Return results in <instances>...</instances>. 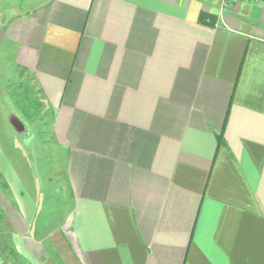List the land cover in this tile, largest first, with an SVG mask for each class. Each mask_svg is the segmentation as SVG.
<instances>
[{"label":"crops","instance_id":"obj_1","mask_svg":"<svg viewBox=\"0 0 264 264\" xmlns=\"http://www.w3.org/2000/svg\"><path fill=\"white\" fill-rule=\"evenodd\" d=\"M5 12L0 47L52 110L68 193L49 206L0 167V264H264V4Z\"/></svg>","mask_w":264,"mask_h":264},{"label":"rangeland","instance_id":"obj_2","mask_svg":"<svg viewBox=\"0 0 264 264\" xmlns=\"http://www.w3.org/2000/svg\"><path fill=\"white\" fill-rule=\"evenodd\" d=\"M11 1L18 5L27 2ZM7 14L0 15V21ZM11 50L7 44L0 47V167L8 170L14 183H34L37 193L45 197L49 206L53 204L60 208L67 199L64 194L68 193L64 182L67 150L59 145L53 133L52 110L34 77L17 68ZM15 165L20 169V179L12 171ZM53 225L52 222L50 226ZM1 228L0 238L3 237L8 247V238ZM1 255L5 256L6 250Z\"/></svg>","mask_w":264,"mask_h":264},{"label":"trees","instance_id":"obj_3","mask_svg":"<svg viewBox=\"0 0 264 264\" xmlns=\"http://www.w3.org/2000/svg\"><path fill=\"white\" fill-rule=\"evenodd\" d=\"M208 16H210L209 14H208V12L205 10V9H202V11H201V13H200V22H205L206 20V17H208ZM221 136H222V134H219L218 135V139L219 140H221Z\"/></svg>","mask_w":264,"mask_h":264},{"label":"built area","instance_id":"obj_4","mask_svg":"<svg viewBox=\"0 0 264 264\" xmlns=\"http://www.w3.org/2000/svg\"><path fill=\"white\" fill-rule=\"evenodd\" d=\"M229 1L230 0H222L223 4H226ZM242 1L257 2V3L264 4V0H242Z\"/></svg>","mask_w":264,"mask_h":264},{"label":"water","instance_id":"obj_5","mask_svg":"<svg viewBox=\"0 0 264 264\" xmlns=\"http://www.w3.org/2000/svg\"><path fill=\"white\" fill-rule=\"evenodd\" d=\"M15 124H16V122H15ZM16 126H19L20 130H22V127H20V125H19V124H16Z\"/></svg>","mask_w":264,"mask_h":264}]
</instances>
